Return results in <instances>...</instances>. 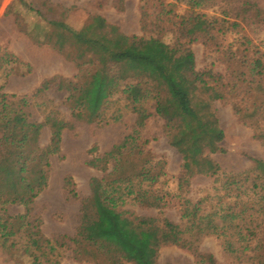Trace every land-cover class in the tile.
<instances>
[{
    "label": "rangeland",
    "instance_id": "374dc122",
    "mask_svg": "<svg viewBox=\"0 0 264 264\" xmlns=\"http://www.w3.org/2000/svg\"><path fill=\"white\" fill-rule=\"evenodd\" d=\"M13 1L0 0V57L6 53L18 58L32 67V73L25 77L11 76L4 94L29 100L27 111L33 128L28 129L26 135L37 139L41 149L53 151L47 186L35 200L31 214L33 226L51 241L44 249L50 254L51 262L43 260L42 264H252L256 255L252 251L253 242L252 247L246 248L245 242L237 243L218 234L199 238L185 232L186 226L180 227L186 222L181 218L179 201L167 189L136 186L133 194L128 195L116 185L106 188L102 183L115 169V161L110 157L119 154L115 148L136 133L151 141L149 149L156 161L165 165L167 174L178 176L181 173L182 157L170 146L164 134V121L154 115L155 101L148 92L153 87L163 94L172 87L186 88L197 73L213 63L216 73L225 74L226 68L217 62L218 56L207 51L201 43L191 46L190 59L182 58L181 53L168 46L164 49L155 44H136L132 54L137 62L129 60L124 65L130 79L120 83L104 121L93 125L78 123L73 118L67 93L51 90L37 99L30 97L46 79L58 77L74 84L81 82V62L75 60L79 49L71 47L58 51L51 46L35 44L22 31V19L18 21L11 11ZM151 1L149 5L153 7ZM190 1L165 0V4L175 5V12L179 13L187 9ZM204 1L196 12L231 20L227 9H238L245 0ZM255 1L264 11V0ZM140 2L31 0V5L44 15V19L63 22L73 29L81 28L90 17L99 16L126 36L142 38ZM24 18L30 29L40 19L33 12L25 13ZM164 25V32L177 33L174 22ZM244 27L253 45L264 54V24L246 23ZM164 32L152 31L149 36L160 39ZM68 55L75 58L70 59ZM143 78L147 79L139 86ZM131 89L135 91L133 95ZM138 108L152 114L143 127L137 123L135 109ZM214 110L225 135L220 144L222 151L211 156L220 168V177H196L186 196L194 205L204 202L201 210L205 216L221 214L219 198L225 193L224 176L251 171L255 160H264V140L256 137L257 133L264 135V131H254L240 121L230 102H216ZM248 182L252 184V180ZM25 214V206L8 207L10 217ZM149 220L155 223L144 226ZM178 232L180 235L175 238ZM176 239L189 242L181 247L174 244ZM229 243H233V249ZM50 247L53 252H49ZM0 264H18L10 260L1 244Z\"/></svg>",
    "mask_w": 264,
    "mask_h": 264
},
{
    "label": "trees",
    "instance_id": "16d2710c",
    "mask_svg": "<svg viewBox=\"0 0 264 264\" xmlns=\"http://www.w3.org/2000/svg\"><path fill=\"white\" fill-rule=\"evenodd\" d=\"M153 2V7L149 0L140 2L144 37L130 38L99 16L90 17L81 28L73 29L63 22L44 19L32 7L31 0H14L11 11L18 21L22 19V31L35 44L58 51L77 47L80 52L77 58L67 57L81 62V82L74 84L58 77L46 79L30 98L37 99L51 90L67 93L73 118L78 123H101L120 83L130 79L124 65L129 60L137 62L132 47L155 44L165 49L168 46L181 53L182 58L190 59L191 46L203 44L207 51L218 56L217 62L225 66V74L216 73L213 63L197 73L186 88L172 87L163 94L153 87L148 92L155 101L154 115L164 121V134L170 146L182 157L181 173L167 174L165 165L157 162L149 149L151 141L136 133L115 148L119 154L110 156L115 161V169L102 183L106 188L116 185L128 195L133 194L136 186H161L178 199L181 218L186 222L180 227L186 226L185 232L199 238L218 234L237 243L245 242L246 248L252 247L253 242L252 251L256 255L252 264H264V160H255L251 171L224 176L220 216L218 213L205 216L201 210L204 202L194 205L186 200L196 177H220V168L211 158L222 151L220 144L225 138L214 110L216 102H230L240 121L254 131H264V54L253 45L244 27L246 23L264 24V11L255 0H245L238 9H227L231 14L229 20L196 12L204 0H191L187 9L179 13L175 12V5H166L165 0ZM32 12L40 19L30 29L24 14ZM169 22L176 24L175 35L170 30L164 32L163 25ZM149 31L165 34L156 39L149 36ZM3 54L0 57V244L10 260L18 264H42L43 260L51 262L50 254L44 251L51 241L33 226L31 214L35 200L47 186L53 151L41 149L37 139L26 135L33 128L27 111L29 100L4 94L11 76H28L32 67L10 54ZM84 59L88 62L84 63ZM145 79L140 80L139 86ZM134 92L130 90V94ZM135 112L140 127L152 117L140 108ZM256 137L264 140L260 133ZM250 180L252 184H248ZM15 205L25 206L26 214L17 218L8 216V207ZM101 208L104 207L101 205ZM153 222L149 220L143 225ZM177 235L180 232L175 233V238ZM174 242L186 247L189 241L176 239ZM229 246L234 248L233 243ZM53 251L50 247L49 252Z\"/></svg>",
    "mask_w": 264,
    "mask_h": 264
}]
</instances>
